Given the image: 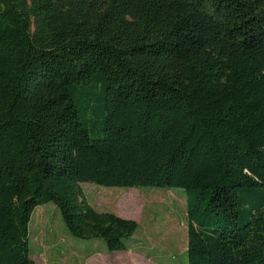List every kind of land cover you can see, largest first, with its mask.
Segmentation results:
<instances>
[{"label": "trees", "instance_id": "trees-1", "mask_svg": "<svg viewBox=\"0 0 264 264\" xmlns=\"http://www.w3.org/2000/svg\"><path fill=\"white\" fill-rule=\"evenodd\" d=\"M85 182L183 188L188 264H264V0H0V264L49 202L130 249Z\"/></svg>", "mask_w": 264, "mask_h": 264}, {"label": "rangeland", "instance_id": "rangeland-1", "mask_svg": "<svg viewBox=\"0 0 264 264\" xmlns=\"http://www.w3.org/2000/svg\"><path fill=\"white\" fill-rule=\"evenodd\" d=\"M91 204L135 219L139 228L131 248L110 251L96 243L86 257L74 250L92 248V241L73 236L54 203L40 205L30 222V257L33 264H188L187 196L179 187H106L83 183Z\"/></svg>", "mask_w": 264, "mask_h": 264}, {"label": "crops", "instance_id": "crops-1", "mask_svg": "<svg viewBox=\"0 0 264 264\" xmlns=\"http://www.w3.org/2000/svg\"><path fill=\"white\" fill-rule=\"evenodd\" d=\"M96 249V245H93L92 248H90L88 251L86 250L85 248V245H84V248H78L77 250H74L75 252H77L79 255L83 256V257H86V253L89 252V253H92L94 252Z\"/></svg>", "mask_w": 264, "mask_h": 264}]
</instances>
